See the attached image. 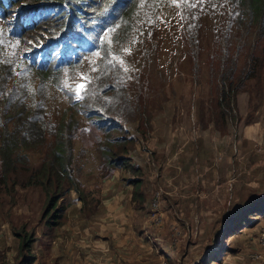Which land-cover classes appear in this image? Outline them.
<instances>
[{"label":"rangeland","instance_id":"1","mask_svg":"<svg viewBox=\"0 0 264 264\" xmlns=\"http://www.w3.org/2000/svg\"><path fill=\"white\" fill-rule=\"evenodd\" d=\"M230 6L228 0H141L136 17L120 25L118 33L134 25L138 33L120 36L115 47L133 96L129 110L115 111L126 122L111 119L109 126L110 121H103L118 141L114 149L121 165L115 172L98 159L100 151L90 148V124H99V118L81 116L64 92H50L57 103L51 113L57 124L50 130L74 117L86 132L75 137L73 164L82 168L77 177L89 194L81 212L96 222L90 240L106 237L108 227L114 232L113 224L122 226L115 225L114 248L91 245V253H105L116 264H257L258 255L264 264V45H254V50L241 45L246 39L238 35V16L230 17ZM107 32L98 34L100 43ZM230 62L247 79L239 89L226 87L235 97L220 104L222 87L209 72ZM253 66L259 72L249 79ZM74 74L79 76L73 70L64 77L74 82L70 90L83 83L84 92L88 77L75 79ZM42 156L43 151L31 154V162L40 164ZM17 190L0 200V264H43L41 251L47 252L53 233L51 241L59 242L60 253L67 250L64 237L70 238L74 262L82 253L77 247L82 234L68 222L83 219L75 205L77 192L59 201L66 209L53 218L54 212L45 214L44 190ZM110 193L124 205H101ZM116 214L123 217L112 223ZM23 229L33 233L34 241L22 253L14 232ZM132 236L140 245L131 249L126 238ZM89 257L87 253L85 264L111 262L102 255L99 262Z\"/></svg>","mask_w":264,"mask_h":264},{"label":"trees","instance_id":"2","mask_svg":"<svg viewBox=\"0 0 264 264\" xmlns=\"http://www.w3.org/2000/svg\"><path fill=\"white\" fill-rule=\"evenodd\" d=\"M112 1L0 0V106L4 105L0 115V200L3 195L13 197L18 188L39 187L46 195L45 214L52 211L53 218L66 209L64 203H58L72 191L77 192L84 209L89 194L83 191L77 177L82 168L76 169L73 163L75 137L78 132H86L74 117L50 130L57 124L51 114L57 103L51 100L50 92L55 90L69 96L72 108H78L81 116L99 118L95 121L99 124H90V148L101 152L98 159L108 166L109 172L121 165L120 153L114 149L118 141L103 121H110L109 126L111 119L126 122L127 117L115 111L125 112L132 105L129 98L133 96L127 92L128 81L121 63L123 56L115 47L120 36L136 37V25L123 33L117 30L136 17L141 0L135 6V0H131L130 8L121 17L111 10ZM228 2L230 17L238 16V35L246 39L240 40L241 45L251 50L254 45H264V0ZM81 23L85 24L80 26ZM104 30H108L107 38L100 43L98 34ZM110 52L118 63L112 61ZM224 54L230 56V51L225 50ZM254 57L262 63L259 56ZM65 63L68 65L64 66ZM250 65L247 59V69ZM218 68L219 65L212 66L209 73L214 76L212 81L222 87L220 104H230L235 96L226 87L239 89L247 77L237 63ZM73 70L79 73L74 74L75 79L82 74L88 77V89L80 91L81 99H76L70 90L73 80L64 78ZM258 72L253 66L249 79ZM2 115L6 117L1 118ZM39 151H43L40 164H33L31 154ZM22 231L14 233L23 253L31 249L34 236Z\"/></svg>","mask_w":264,"mask_h":264},{"label":"crops","instance_id":"3","mask_svg":"<svg viewBox=\"0 0 264 264\" xmlns=\"http://www.w3.org/2000/svg\"><path fill=\"white\" fill-rule=\"evenodd\" d=\"M108 191H111V188H107ZM111 198L108 199V203H105L104 200H102V203L101 205L103 206H108L110 204H112L111 202H115L116 204H121L123 202H120L118 200H115L113 199V193H110L109 194ZM105 203V204H103ZM77 207H78V212L82 213L83 215V219L81 220H77L76 222H72V221H69L68 224L70 225V227L72 226H75L77 228V232L79 234H82V237L81 239L77 242V247L82 250V253L78 254L76 256V259L73 258V261H70V255H71V249H72V242L70 241V238L69 237H64V240L66 241L67 243V250L65 251V253H60V244L59 242L57 243V241H51L52 238H55V233L51 234V239L49 242H46V247H47V252L44 253L43 251H41V256L40 258L42 259L43 264H85V255L87 253L90 254V259H93L95 260L96 262H99L102 260V257L101 255L103 256V259L107 260H111V262H109L108 264H116V262L113 260V259H110L108 257L107 254L105 253H96V254H93L91 253V251L88 249L91 245L93 247H95L94 249H98V248H102V249H106V248H110L109 246H113V248L115 247L114 245V239L115 238V233L114 232H118V230H116V226L122 228V226H119L117 224H113L114 225V232H110L111 231V228L112 227H108L109 231L107 233H109L108 235H106V237H93V240H90V236H92L94 234V231H95V219L94 218H90L91 216H89L86 212V210H84V212H81L82 211V208H83V204L78 201L76 202ZM124 205V203H123ZM98 209L101 207L100 205L97 206ZM120 209H121V206H120ZM122 211V210H121ZM123 213H125V211H122ZM123 215H120L118 216V214H116L115 216H112L111 219H112V223L115 222L116 219H120L122 218ZM99 223V222H98ZM97 225V224H96ZM65 225H63L64 227ZM101 227L103 228L104 225H97V229H101ZM97 233V232H96ZM111 233V234H110ZM45 239H49V236L48 237H45ZM42 241H44L42 239ZM126 241L128 242V245L130 243V241L132 242V246L130 247L131 249L134 247H138V245L140 244H134V242H138L139 241V238L138 237H135V236H132L131 237H127L126 238ZM57 244V246H56ZM43 243H41V248H43ZM129 248V249H130ZM130 249V250H131ZM43 255H45L46 257H44ZM45 259V260H44ZM36 264H40L39 261H36Z\"/></svg>","mask_w":264,"mask_h":264},{"label":"clouds","instance_id":"4","mask_svg":"<svg viewBox=\"0 0 264 264\" xmlns=\"http://www.w3.org/2000/svg\"><path fill=\"white\" fill-rule=\"evenodd\" d=\"M131 3V0L128 2H125V0H113L111 3V10L121 17L130 8ZM104 38H107V36Z\"/></svg>","mask_w":264,"mask_h":264},{"label":"snow or ice","instance_id":"5","mask_svg":"<svg viewBox=\"0 0 264 264\" xmlns=\"http://www.w3.org/2000/svg\"><path fill=\"white\" fill-rule=\"evenodd\" d=\"M65 87H67V85H65ZM85 87H86L85 84L81 83L80 85H78L76 88L73 89V92L75 93V98L76 99H81L82 98L80 90L85 89Z\"/></svg>","mask_w":264,"mask_h":264},{"label":"built area","instance_id":"6","mask_svg":"<svg viewBox=\"0 0 264 264\" xmlns=\"http://www.w3.org/2000/svg\"><path fill=\"white\" fill-rule=\"evenodd\" d=\"M254 261L257 263V264H261L260 262L262 261V256L258 255L255 257Z\"/></svg>","mask_w":264,"mask_h":264}]
</instances>
